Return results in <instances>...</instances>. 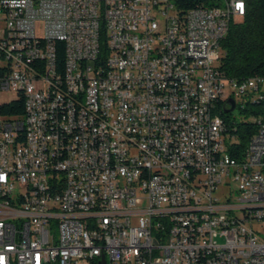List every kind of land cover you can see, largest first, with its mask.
<instances>
[{"label": "built area", "instance_id": "built-area-1", "mask_svg": "<svg viewBox=\"0 0 264 264\" xmlns=\"http://www.w3.org/2000/svg\"><path fill=\"white\" fill-rule=\"evenodd\" d=\"M178 1L0 0V264H264V76L220 68L248 0Z\"/></svg>", "mask_w": 264, "mask_h": 264}, {"label": "trees", "instance_id": "trees-1", "mask_svg": "<svg viewBox=\"0 0 264 264\" xmlns=\"http://www.w3.org/2000/svg\"><path fill=\"white\" fill-rule=\"evenodd\" d=\"M204 0H179L181 10L201 6ZM224 54L220 58V68L229 78L243 79L252 75L264 76V0H248L244 15L230 24L229 32L222 41ZM56 63L60 72L64 71L65 46L60 40L55 42ZM34 65H39L33 63ZM244 114L237 119L232 112L220 111L228 124L231 134L228 150L235 158L244 155L249 140L257 131L253 115L257 113V104L249 100L244 108L236 107ZM6 113H24V98L2 108ZM224 110V109H222Z\"/></svg>", "mask_w": 264, "mask_h": 264}, {"label": "bare ground", "instance_id": "bare-ground-1", "mask_svg": "<svg viewBox=\"0 0 264 264\" xmlns=\"http://www.w3.org/2000/svg\"><path fill=\"white\" fill-rule=\"evenodd\" d=\"M105 31H114V24H105ZM5 35H13V28H5ZM99 50H108V42L99 43ZM33 63H37L39 65H43V58L33 57ZM72 69V60H65L64 71H71ZM16 92V99H12L8 102H2L0 98V107H4L8 104L14 103L20 97V89H10L8 90V94ZM220 111H224L222 109H217V118H224L220 115Z\"/></svg>", "mask_w": 264, "mask_h": 264}, {"label": "rangeland", "instance_id": "rangeland-1", "mask_svg": "<svg viewBox=\"0 0 264 264\" xmlns=\"http://www.w3.org/2000/svg\"><path fill=\"white\" fill-rule=\"evenodd\" d=\"M38 84H39V82H38ZM16 97H17V93L16 92H13L11 94L9 93V94H6L3 97H1V101L2 102H8V101H10L12 99H16ZM232 117H235L237 119H241V118L244 117V114L240 111V109L236 108L235 110L232 111Z\"/></svg>", "mask_w": 264, "mask_h": 264}, {"label": "water", "instance_id": "water-1", "mask_svg": "<svg viewBox=\"0 0 264 264\" xmlns=\"http://www.w3.org/2000/svg\"><path fill=\"white\" fill-rule=\"evenodd\" d=\"M229 104H230V107L224 109V112H232L234 109H235V101L233 99H229ZM104 264V262L102 263Z\"/></svg>", "mask_w": 264, "mask_h": 264}]
</instances>
